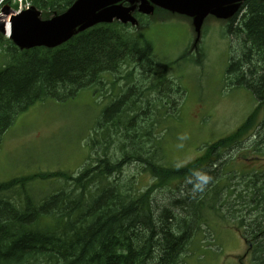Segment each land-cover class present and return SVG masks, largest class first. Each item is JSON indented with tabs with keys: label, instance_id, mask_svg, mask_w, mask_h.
Returning a JSON list of instances; mask_svg holds the SVG:
<instances>
[{
	"label": "trees",
	"instance_id": "1",
	"mask_svg": "<svg viewBox=\"0 0 264 264\" xmlns=\"http://www.w3.org/2000/svg\"><path fill=\"white\" fill-rule=\"evenodd\" d=\"M72 2L31 0L42 19L62 12ZM5 4L15 8L9 0ZM233 23L232 19L230 28ZM127 29L129 25L117 23L97 25L55 51L42 47L19 50L0 35V56L4 60L0 66V140L15 117L17 121L34 101L54 97V92L73 85L92 86L101 73H120L122 67L128 70L118 82L125 81L127 92L134 87L138 97H144L152 87L135 83L153 76L157 92H167L166 99L180 108L176 95L181 96L183 88L171 71L179 60L157 61L152 42L144 38L139 42L142 35ZM233 35L238 46L236 67L232 65V69L259 99L258 108L235 133L212 144L186 168L158 165L146 153L144 140L129 134L115 120L117 116L111 115L118 100L113 102L104 111V115H110L104 133L112 131L113 126L114 131H123L126 136L119 143H110L92 168L46 174L41 184H59L50 198L38 197L32 188L22 194V187L31 186L23 181L29 177L0 182V264H177L178 252L198 230L200 215L204 211L220 214L224 205L220 191L224 165L218 164L220 160L213 162L220 158V151L239 142L261 120L256 126L253 149L260 155L264 153L262 9H248V14L236 23ZM123 96L124 91L119 98L124 104L128 98ZM126 109L135 110L131 106ZM260 112L263 117H258ZM172 136L174 129L169 126L165 137L149 139L151 148L163 152L164 142ZM132 165L134 171L130 170ZM141 174L149 175L152 184L140 188ZM259 191L257 195L252 186L246 200L249 204H239L243 211L238 217L247 213L253 215L251 220L256 217L253 209L261 206L260 217L264 218V184ZM158 194L167 199L162 201ZM258 221L256 217L254 228ZM238 225L244 227V219ZM252 234L255 237V232ZM242 237L248 239L244 234Z\"/></svg>",
	"mask_w": 264,
	"mask_h": 264
},
{
	"label": "rangeland",
	"instance_id": "2",
	"mask_svg": "<svg viewBox=\"0 0 264 264\" xmlns=\"http://www.w3.org/2000/svg\"><path fill=\"white\" fill-rule=\"evenodd\" d=\"M16 5L21 8L25 4L22 1ZM149 22L151 23L148 24ZM215 22L209 21L203 26L201 41L199 40L198 47L194 49L191 45L195 34L192 28H189L188 20L169 14L146 17L148 27L144 30L143 37L152 42L156 60L162 63L176 62L182 57L177 64L171 66L176 82L183 88L181 100V96L178 98L180 108L171 104L164 96L165 93L157 92L153 76L137 82L139 85L152 87L147 94L150 95L154 108L147 111L146 105H142V112L134 120L131 119V113L125 116L122 111L125 105L133 107L142 103L136 99V104H133L130 101L132 93L127 92L125 81H116L117 76L110 73L102 75L99 83L103 84L96 83L95 89L92 87L93 90L81 89L73 98H58L59 92H56L54 97H43L34 101L26 112L18 116L17 121L15 117L3 133L0 140V182L29 177L23 181L31 183V186L22 187V194L32 188V193L38 197L50 198L49 194L59 184H41L47 178L46 174L34 171L59 169L65 173H77L93 166L106 147L120 134L114 131L113 126L112 131L104 133L110 117L104 115L105 108L117 100L111 115L117 116L115 120L120 119L127 125H134L136 137L144 140L146 153L159 164L185 166L203 154L202 145L207 147L216 140L235 133L258 108L259 99L246 85L234 88L226 81L228 65L233 53L237 56L238 44L234 43L233 35H224L223 27ZM158 69L162 70V67L159 66ZM127 70L122 67L117 75L120 77ZM169 77L174 78L172 75ZM231 77L232 80L239 79L237 74ZM123 91L124 95L129 96L124 104L119 99L112 100L114 95L117 96ZM100 123L102 125L99 134L94 135V127ZM152 123L150 135H145V127ZM169 126L174 129V136L168 139L169 148L166 142L163 152L151 148L149 139L165 137ZM248 140L249 143L243 142V146L237 144L223 157L225 159L228 155V159H232L224 164V175H235L237 180L231 181L225 189L227 193L229 190L235 192L227 199L225 208L221 211L222 216L209 211L200 215L204 220L196 232L191 251L181 255L179 264H235L236 259L244 256L241 264L256 263L254 256L256 251H259L257 245L262 238L257 239L249 250V255H245L248 245L236 227L239 226L240 219L248 223L249 218L253 217L247 213L245 217H238L243 210L236 198L245 197L244 185L247 182L244 179L241 182L239 179L248 171L253 173V168H257L259 162L261 164L259 163L258 167L262 170L258 169L264 175V153H256L253 149L254 139L250 137ZM131 167L133 165L130 170L134 171ZM229 179L226 182H229ZM151 184L149 175L138 176L140 188ZM237 184L238 187H231ZM157 197L162 201L167 199L160 194ZM242 201L245 204L243 198ZM202 237L206 241L203 245H209L210 248L194 251L202 245L199 243ZM157 238L159 240L160 236ZM251 251L255 252L251 255ZM154 261H157V258ZM258 261L261 262L259 264H264V257H260Z\"/></svg>",
	"mask_w": 264,
	"mask_h": 264
},
{
	"label": "water",
	"instance_id": "3",
	"mask_svg": "<svg viewBox=\"0 0 264 264\" xmlns=\"http://www.w3.org/2000/svg\"><path fill=\"white\" fill-rule=\"evenodd\" d=\"M121 1L123 0H75L65 12L45 21L40 20V13L35 8L16 15L5 6L0 15V34L6 32L7 25L10 40L18 49L52 48L96 24L109 23L112 19L122 22L130 20L128 12L135 8L138 1L139 11L152 13L149 3L145 0H128L132 6L130 9L114 6ZM234 1L236 0H170L169 6L191 16L192 26L198 35L207 15L220 16L223 12L234 10L231 6Z\"/></svg>",
	"mask_w": 264,
	"mask_h": 264
},
{
	"label": "bare ground",
	"instance_id": "4",
	"mask_svg": "<svg viewBox=\"0 0 264 264\" xmlns=\"http://www.w3.org/2000/svg\"><path fill=\"white\" fill-rule=\"evenodd\" d=\"M8 31V26L6 25V32Z\"/></svg>",
	"mask_w": 264,
	"mask_h": 264
}]
</instances>
